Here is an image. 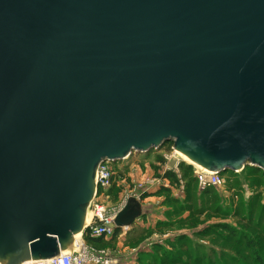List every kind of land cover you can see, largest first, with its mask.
Masks as SVG:
<instances>
[{
    "label": "water",
    "instance_id": "1",
    "mask_svg": "<svg viewBox=\"0 0 264 264\" xmlns=\"http://www.w3.org/2000/svg\"><path fill=\"white\" fill-rule=\"evenodd\" d=\"M164 143L264 173V0H0V262L68 251L98 164Z\"/></svg>",
    "mask_w": 264,
    "mask_h": 264
},
{
    "label": "rangeland",
    "instance_id": "2",
    "mask_svg": "<svg viewBox=\"0 0 264 264\" xmlns=\"http://www.w3.org/2000/svg\"><path fill=\"white\" fill-rule=\"evenodd\" d=\"M170 145L164 144L159 150L132 152L126 161L112 163L118 169L117 179L125 180L123 187L132 186L133 181L147 182L159 177L163 174L162 166L174 168L176 160H179L177 168L180 163L188 164L177 154L169 157ZM126 164L133 166L136 173L127 176L123 169ZM191 167L192 171L183 175L182 184L195 176L198 169ZM180 173L182 175L181 169ZM219 175L224 183L205 193L195 183H189L186 190L189 197L184 187L179 190L180 185H171L169 192L156 193L159 187L150 183L146 191L149 195L140 200L142 224L132 227L128 233L121 230L116 239L106 245L89 243L84 233L81 241L96 250H106L111 260L109 264H156L171 254L179 255L184 264H260L258 261L264 264V173L244 166L236 171H222ZM248 211L253 214L250 226L242 219ZM158 221L167 225L158 228ZM147 228L152 229L145 233ZM243 232L257 238L256 248L249 250L237 242ZM181 235L186 237L184 242H176ZM139 236L135 246L130 242L126 244L127 239Z\"/></svg>",
    "mask_w": 264,
    "mask_h": 264
},
{
    "label": "built area",
    "instance_id": "3",
    "mask_svg": "<svg viewBox=\"0 0 264 264\" xmlns=\"http://www.w3.org/2000/svg\"><path fill=\"white\" fill-rule=\"evenodd\" d=\"M174 152L175 151L171 147L169 157L172 156V153L175 154ZM130 154H132V152ZM178 161L179 160H176L174 168L167 165L165 167L162 166V172L173 170L178 174V168L176 167ZM112 165L111 162L104 161L99 163L96 169V188L93 199L88 205L90 221L86 226L90 237L107 238L113 235L116 228L114 218L124 206L128 196H134L141 200L142 195L146 193V191L148 192L147 185L150 183H156V187L159 188L161 186L170 187L167 179L155 177L147 182L133 181L132 186L124 188L123 185L125 180L120 181L117 179V172ZM195 178L197 180V188L201 190L210 186L219 187L224 183V180L219 173L215 171L209 173L195 170ZM113 186L120 188L117 192L116 199L114 200L111 199L110 194V190ZM182 189L183 185L180 181L179 190ZM110 262L111 260L107 257L106 250H96L91 245L85 244L84 242H78L74 248L60 253L57 256L43 260H28L23 264H109Z\"/></svg>",
    "mask_w": 264,
    "mask_h": 264
},
{
    "label": "trees",
    "instance_id": "4",
    "mask_svg": "<svg viewBox=\"0 0 264 264\" xmlns=\"http://www.w3.org/2000/svg\"><path fill=\"white\" fill-rule=\"evenodd\" d=\"M164 144H169L170 143H164ZM163 144V145H164ZM162 145V146H163ZM161 146V147H162ZM171 146V145H170ZM160 160H162L163 158L161 156H158ZM192 166V165H191ZM189 164H179L178 165V174L175 173L173 170H167L165 172H163V174H160L159 177L161 178H165L169 181L170 183V186L171 185H174V186H179L180 185V181L184 180L182 177L184 175L191 172L192 171V167H191ZM180 169L182 171V175L180 173ZM227 171H230V170H227ZM186 184H182L183 187H184V193L186 194V197H189V194H187L186 190H188V185L189 183H195L196 187H197V180L195 178V176H191L189 178V180H187V182H185ZM195 187V188H196ZM212 189V186L210 187H206L205 189L202 190V193H205L207 191H210ZM120 190V188L118 187H115L113 186L110 190V194H111V198L112 200L116 199V196H117V192ZM170 191V187H164V186H161L156 193H162V192H169ZM149 194L147 193H144L142 195V198H145L146 196H148ZM252 212L248 211L244 216H243V220H244V223L246 226H250L251 224H253V219H252ZM167 223L166 222H161V221H158L156 222V226L159 228L160 226H166ZM218 227H223L222 225H219ZM152 228H147L145 233L146 232H150ZM254 230H259V229H254ZM232 231V230H231ZM121 232V228H115V231L113 233V235L111 236L110 239H107L105 240L104 237H97V238H94V237H90L88 235V231L87 229H85V231L83 232L84 233V236L86 237L87 241L91 244H103V245H106L108 243H111L113 242L115 239H116V236ZM128 233V232H127ZM141 238V236L137 237V238H134V239H127L126 241V244H128L129 242L132 244V246H135L138 242H139V239ZM186 237L184 235H181L179 237H177L176 239V242H184L183 239H185ZM237 242L245 245L249 250L251 249H254L257 247V238H251L248 234L246 235V232H243V233H240L239 235V238L236 239ZM168 258L164 259V260H161V261H158L156 264H184V262L182 263L181 261V258L179 255H176V254H171V256H168ZM259 260V258H258ZM256 260V261H258ZM258 263L260 264H263L261 263L260 261H258Z\"/></svg>",
    "mask_w": 264,
    "mask_h": 264
},
{
    "label": "bare ground",
    "instance_id": "5",
    "mask_svg": "<svg viewBox=\"0 0 264 264\" xmlns=\"http://www.w3.org/2000/svg\"><path fill=\"white\" fill-rule=\"evenodd\" d=\"M174 151H175V154H177L179 157H181L186 163L193 165V166L196 167L198 170H200V171H202V172H209V173L213 172L212 170L205 169L204 167H202V166L196 164L195 162H193L192 160H190L187 156H185L184 154L180 153L179 151H177V150H174ZM238 170H239V169H238ZM89 221H90V213H89V210H88V208H87V216H86V222H85V225H84V227H83L82 229H80L79 236H78L77 239L73 236V238H74L76 241H75V243H74L73 245H71V248L69 247V249L74 248V246H75L78 242H82V241H81V234H82V232H83V229L86 228V226L88 225ZM65 252H66V251H65ZM62 253H63V252H62ZM0 264H9V263H2V262H0Z\"/></svg>",
    "mask_w": 264,
    "mask_h": 264
},
{
    "label": "crops",
    "instance_id": "6",
    "mask_svg": "<svg viewBox=\"0 0 264 264\" xmlns=\"http://www.w3.org/2000/svg\"><path fill=\"white\" fill-rule=\"evenodd\" d=\"M131 155V154H130ZM130 155L129 156H127L126 158H124L123 160H127L129 157H130ZM175 165V164H174ZM128 166V167H127ZM115 170H116V172H118V169H116V168H114ZM123 169L124 170H126V172H127V176H130L132 173L134 174V173H136V171H133L134 170V168H133V166H130V165H127L126 164V166H123ZM121 171H123V170H121ZM135 176V175H134ZM116 177H118L117 175H116ZM136 177V176H135ZM137 179V178H136ZM142 202V201H141ZM141 219H142V217H139L130 227H128V228H124V229H121V230H124L126 233H127V231L128 230H130L132 227H135V226H137V225H139V224H142V221H141Z\"/></svg>",
    "mask_w": 264,
    "mask_h": 264
}]
</instances>
